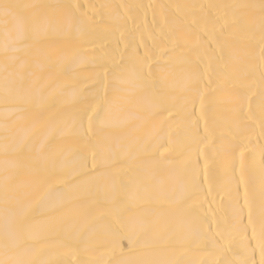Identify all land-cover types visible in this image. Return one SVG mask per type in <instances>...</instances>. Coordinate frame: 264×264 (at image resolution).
Returning a JSON list of instances; mask_svg holds the SVG:
<instances>
[{
    "label": "bare ground",
    "instance_id": "1",
    "mask_svg": "<svg viewBox=\"0 0 264 264\" xmlns=\"http://www.w3.org/2000/svg\"><path fill=\"white\" fill-rule=\"evenodd\" d=\"M0 264H264V0H0Z\"/></svg>",
    "mask_w": 264,
    "mask_h": 264
},
{
    "label": "snow or ice",
    "instance_id": "2",
    "mask_svg": "<svg viewBox=\"0 0 264 264\" xmlns=\"http://www.w3.org/2000/svg\"><path fill=\"white\" fill-rule=\"evenodd\" d=\"M10 7H11V6H10V5H7V4L3 5V10H4L5 14L8 13V9H9Z\"/></svg>",
    "mask_w": 264,
    "mask_h": 264
}]
</instances>
